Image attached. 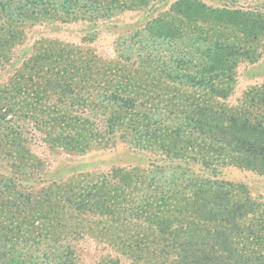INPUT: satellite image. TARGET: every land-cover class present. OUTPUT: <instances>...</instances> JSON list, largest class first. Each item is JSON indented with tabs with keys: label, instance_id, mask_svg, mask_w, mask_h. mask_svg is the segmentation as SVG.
<instances>
[{
	"label": "trees",
	"instance_id": "trees-1",
	"mask_svg": "<svg viewBox=\"0 0 264 264\" xmlns=\"http://www.w3.org/2000/svg\"><path fill=\"white\" fill-rule=\"evenodd\" d=\"M16 1L0 0L3 65L22 42L18 24L97 21L151 0ZM172 9L174 16L119 38L108 63L91 49L41 40L31 74L18 71L0 88V151L11 158L26 150L16 122L36 117L44 98L55 95L41 112L50 111V126L63 128L52 137L57 147L85 153L117 139L165 161L53 180L46 198L0 175V264H80L70 242L85 234L62 221L88 225L95 217L105 220V234L119 232L110 243L132 255V264H264V202L247 183L219 176L226 167L264 174V82L236 104L224 102L236 89L239 64L262 57L264 13L202 0H176ZM198 22L212 31L183 26ZM218 27L235 28L242 39ZM194 164L208 173L200 175ZM50 214L55 222L43 227ZM54 229L66 231L63 242H46Z\"/></svg>",
	"mask_w": 264,
	"mask_h": 264
},
{
	"label": "rangeland",
	"instance_id": "rangeland-1",
	"mask_svg": "<svg viewBox=\"0 0 264 264\" xmlns=\"http://www.w3.org/2000/svg\"><path fill=\"white\" fill-rule=\"evenodd\" d=\"M175 1L151 0L144 7L125 10L111 18L97 21L74 20L65 22L60 19L53 21L42 19L34 24L29 21L23 23L22 26L18 24V28L22 29L23 39L21 43L14 46L12 61L7 62L5 65L0 63V88L12 84L18 71L19 73L31 74V70L28 67L31 64L32 57L39 49L38 42L41 40H60L82 49H91L98 55L102 62L108 63L110 60L116 58V41L119 38L143 28L154 18L174 16L175 13L172 5ZM202 1L213 7L241 8L264 13V0ZM19 2L20 0H17L16 5ZM183 26L187 32L194 29L198 31H212V25L209 23L198 22L196 24L191 23V25L185 23ZM198 31H196V34L199 33ZM217 31L231 39H242V34L239 30L232 27H218ZM179 44H181L180 41ZM258 47L263 53L258 61L255 63L243 61L239 64L236 89L224 101L227 104H236L248 88L264 82V39L260 41ZM56 101L57 97L55 95L44 98L40 111L39 107L36 109L38 114L36 117L30 119L28 116H25L23 120L16 122V124L18 123L20 125V133L23 136L21 138L23 140H20L24 142V146L26 147L22 158H11L0 151V175L12 179L24 191L29 190L36 195L41 191L42 197L46 198L48 193H50L47 191L48 185L53 180H66L81 172L105 173L115 167L144 168L149 167L155 161L162 160L165 162L161 155L153 151L134 149L127 141L117 139L114 145L98 147L85 153L72 152L57 147L54 145L52 137L60 133L63 128L58 124L54 128L50 126V111L49 113L47 111L44 113L41 112L44 108H47ZM19 106L22 107L20 104ZM21 109L22 113L27 115L29 108L23 106ZM41 119L44 120L43 124H40ZM0 131L5 132L4 129ZM110 137L113 136L110 135ZM19 159L22 161L19 162ZM192 168L196 172H199L200 175L208 173L207 170L198 164L192 165ZM219 176L232 181L247 183L251 189L252 196L258 201L264 202V174L238 169L236 167H226L220 172ZM53 188L55 187L53 186ZM46 204H44V207H47ZM52 215L50 214L45 219L46 224L44 223L43 227H47V223L55 222ZM59 218L61 219V216ZM101 219L95 217L93 220L95 223H89L88 225L84 222L75 225L76 221L69 223L65 219L62 221L70 231H74L80 235L85 234L70 242L80 264H102L104 259L110 258L119 259L120 264H132V255L130 256L127 252L123 253L110 243L113 236L117 233L119 234V232L114 228H109L108 233L105 234V230H103L105 220L103 219L101 221ZM100 230L103 231L101 234L98 232ZM111 230H114L113 233H111ZM54 231L55 235L48 236L46 242L50 238L53 240L59 238L63 242V236L67 235L66 231L61 229H54ZM57 231H60V235Z\"/></svg>",
	"mask_w": 264,
	"mask_h": 264
}]
</instances>
